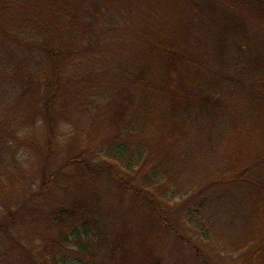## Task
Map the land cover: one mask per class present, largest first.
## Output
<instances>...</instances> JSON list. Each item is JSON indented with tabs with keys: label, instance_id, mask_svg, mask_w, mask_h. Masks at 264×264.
<instances>
[{
	"label": "trees",
	"instance_id": "trees-1",
	"mask_svg": "<svg viewBox=\"0 0 264 264\" xmlns=\"http://www.w3.org/2000/svg\"><path fill=\"white\" fill-rule=\"evenodd\" d=\"M115 1L139 22L117 47L104 32L62 34L93 28L76 10L84 0H0V39L44 60L36 119L20 128L34 152L29 193L0 206V264H264V0ZM28 17L30 29L18 26ZM105 51L113 76H68L76 57ZM8 77L29 91L35 81ZM196 159L200 181L181 188ZM59 190L77 196L53 206ZM25 203L46 213L45 230L13 247ZM220 213L231 229L221 244L210 231Z\"/></svg>",
	"mask_w": 264,
	"mask_h": 264
},
{
	"label": "rangeland",
	"instance_id": "rangeland-1",
	"mask_svg": "<svg viewBox=\"0 0 264 264\" xmlns=\"http://www.w3.org/2000/svg\"><path fill=\"white\" fill-rule=\"evenodd\" d=\"M76 10L82 16L87 14L91 17L94 26L92 29L81 32L76 28L77 26L72 25L62 33L67 36V40L69 41H73L74 38L77 42L87 43L89 38H95L100 32H104L106 38L113 42L114 47H117L123 40H125L126 44L132 42L133 39L131 38L136 33V29L139 26V22L131 18L127 12L125 14L128 16V19H125L121 2L115 0H84V4L82 3ZM20 11L23 13L24 7L20 8ZM24 16H26V14H24ZM29 25H32V20L30 18L29 20L26 19L18 22V26H27L28 29H30ZM5 26L7 25L3 24V27ZM74 31L78 32L80 35L76 36V34H73ZM28 35L29 34L23 35L22 39L26 41L30 40V36ZM39 37L41 39L40 35ZM0 38L2 37L0 36ZM131 55V47H127V51L123 54V61L126 60L127 62H131ZM113 56H115L114 51L100 52L96 56L90 58L78 56L67 65L66 72L69 77L74 76L76 78L84 77L86 71L89 74L95 73L105 78L111 77L118 71V68L113 63L114 60L111 58ZM43 69L44 60L37 51L21 49L16 45H10L6 41L0 39V206L2 209L7 207L6 209L15 210L17 207L21 206L18 203L23 202L25 196L29 193L27 192V194H25L28 185L26 187L24 185L28 181L30 168L33 167L34 158L32 154H34V152L32 149L26 148L22 144L24 134L20 132V128H22L24 124L30 126V119H36L35 114L39 106V96L41 94V89L39 91L36 81L38 76L41 77L43 75ZM11 74L14 75L13 78L17 79H34V85L31 86V90L29 91L25 87H22L19 82H17V84L13 83L8 77V75ZM100 89L103 95H106L108 88L103 87ZM90 93L92 96L91 91ZM91 99L93 100V96ZM91 99L86 100L85 103H92ZM73 106L77 108L75 102ZM24 120H26V122L23 124ZM75 120L76 119H73V123ZM87 120L88 119H84L77 122L83 131L87 126ZM73 126L79 128L77 125L73 124ZM29 135L30 132L29 134L25 133V138ZM38 139L39 138L36 136L34 141ZM65 139L66 138H62L60 142L59 146L62 148L65 146ZM38 142L40 143L41 140ZM200 153L203 154L204 157L210 155V153L206 152ZM201 154L198 153V159L203 157ZM212 157H215L214 154ZM198 159L194 161V173L187 171L190 174L179 180L178 186L181 188L188 187L191 185L192 181L193 186L200 181L199 174L203 166H199ZM187 162L190 164L189 158H187ZM190 166L193 165L190 164ZM12 175L18 178L12 177ZM59 191L61 194H57L56 201L52 203L53 206H57L60 202L65 203V200L72 201V199L77 196L74 191H68V194L63 192V190ZM185 198L188 197L181 196L178 200L176 198L175 204L181 203ZM32 204L33 203H25L22 205V219H19L16 223V227L11 230V238L15 240L14 242L11 241L12 244H10L13 247H18L20 244L23 245L24 243L27 244V239L32 243V241L40 239L43 235L47 215L44 211H38V214L33 216V213L28 209V206H32ZM1 207L0 219L3 215L1 214ZM217 218L218 219L214 222L210 231L221 244L223 243L225 235H231V229H227V219L225 215L220 213ZM38 219V223L35 224L34 222ZM36 225L38 226L37 228ZM7 245L9 246L8 242ZM166 252L171 255L174 254L176 259H179L182 263L183 258L180 252H182L184 256V250L181 247L174 248L170 245L167 247ZM19 256H21V254L18 256L16 254H11L6 263H19ZM226 262V255H224V259L221 260L220 264H226Z\"/></svg>",
	"mask_w": 264,
	"mask_h": 264
}]
</instances>
